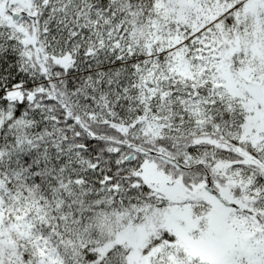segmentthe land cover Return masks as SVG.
<instances>
[{
	"label": "snow or ice",
	"instance_id": "snow-or-ice-1",
	"mask_svg": "<svg viewBox=\"0 0 264 264\" xmlns=\"http://www.w3.org/2000/svg\"><path fill=\"white\" fill-rule=\"evenodd\" d=\"M0 264H264V0H0Z\"/></svg>",
	"mask_w": 264,
	"mask_h": 264
}]
</instances>
